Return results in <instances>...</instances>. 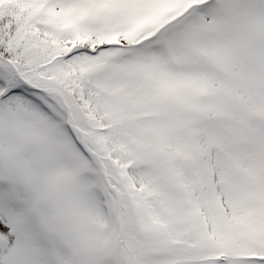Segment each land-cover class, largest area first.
Masks as SVG:
<instances>
[{
	"label": "snow or ice",
	"instance_id": "6c2138e0",
	"mask_svg": "<svg viewBox=\"0 0 264 264\" xmlns=\"http://www.w3.org/2000/svg\"><path fill=\"white\" fill-rule=\"evenodd\" d=\"M0 264H264V0H0Z\"/></svg>",
	"mask_w": 264,
	"mask_h": 264
}]
</instances>
